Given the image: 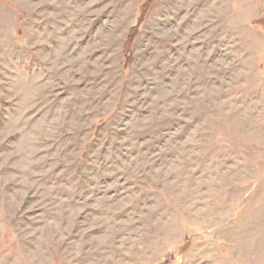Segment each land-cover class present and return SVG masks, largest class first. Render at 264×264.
<instances>
[{
  "label": "rangeland",
  "instance_id": "rangeland-1",
  "mask_svg": "<svg viewBox=\"0 0 264 264\" xmlns=\"http://www.w3.org/2000/svg\"><path fill=\"white\" fill-rule=\"evenodd\" d=\"M148 1L0 0V264H264V0Z\"/></svg>",
  "mask_w": 264,
  "mask_h": 264
},
{
  "label": "trees",
  "instance_id": "trees-1",
  "mask_svg": "<svg viewBox=\"0 0 264 264\" xmlns=\"http://www.w3.org/2000/svg\"><path fill=\"white\" fill-rule=\"evenodd\" d=\"M154 0H149L147 3H145V6L143 8L144 13H146L148 11V9L151 6V3ZM138 32V28H132L129 32V35L127 36L125 42H124V51H123V56L125 57L126 54L128 53V49H130L129 47H131L132 42H133V38L135 37L136 33Z\"/></svg>",
  "mask_w": 264,
  "mask_h": 264
}]
</instances>
